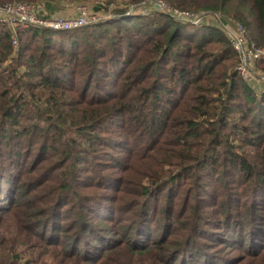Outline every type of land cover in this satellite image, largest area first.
<instances>
[{
  "label": "trees",
  "instance_id": "1",
  "mask_svg": "<svg viewBox=\"0 0 264 264\" xmlns=\"http://www.w3.org/2000/svg\"><path fill=\"white\" fill-rule=\"evenodd\" d=\"M164 1L264 45V0ZM114 14L0 21V264H264V81L218 22Z\"/></svg>",
  "mask_w": 264,
  "mask_h": 264
},
{
  "label": "built area",
  "instance_id": "2",
  "mask_svg": "<svg viewBox=\"0 0 264 264\" xmlns=\"http://www.w3.org/2000/svg\"><path fill=\"white\" fill-rule=\"evenodd\" d=\"M94 3L104 4L103 0H94ZM144 3L194 24H201L204 18L217 20L224 26L233 48L238 53L237 70L245 79H248L250 74H254L253 62L264 60V45H258L251 40L246 27L239 21L230 20L226 23L225 20L220 19L222 15L218 12L212 10L194 12L173 7L164 0H149ZM74 7V13L63 15L47 11L43 3L24 0L9 2L0 6V21L13 29V44L18 48L17 28L19 27L35 26L69 30L96 23L107 17L102 10H93L90 3H75ZM148 11L150 10H144L143 13ZM261 77L264 79V75Z\"/></svg>",
  "mask_w": 264,
  "mask_h": 264
},
{
  "label": "rangeland",
  "instance_id": "3",
  "mask_svg": "<svg viewBox=\"0 0 264 264\" xmlns=\"http://www.w3.org/2000/svg\"><path fill=\"white\" fill-rule=\"evenodd\" d=\"M24 1H31V0H24ZM48 1H52L54 3L55 2H57V3L62 2V3H65L66 5L71 4L72 2H74L76 4L85 3V2L87 3V0H48ZM105 1L107 2L106 3L107 6H105V8H103L102 11L106 14L107 17H105L103 20H108V19L113 18V16H115L114 12H115L116 8H120V7H129L130 10L134 13H143L144 10H150L144 14H150L154 10V8L151 5H147V3L145 4L144 3L145 1H142V2H136V1H132V0H105ZM155 9H158V8H155ZM158 10H160V9H158ZM219 14L222 15L220 19L225 20L226 23L229 22L230 20L238 21V19H236L232 15L223 14V13H219ZM212 21L218 22L217 20H212ZM112 31H114L113 27H111L110 32H112ZM252 66H253L254 74H250L248 80H251L253 82L252 83L253 85L255 84V86L260 87L262 85V82L264 81V79L261 77L262 75H264V66L259 65L257 61L253 62ZM115 125L116 124L113 122H108L105 124V127L107 129H109L110 127H113ZM99 155H101V157L99 156L98 160H99V162H103V166H102L103 171L109 170L108 165L112 164V160L109 159V157L103 152H101ZM103 156H104V159H103ZM110 171L114 172V170H111V169H110ZM115 172H119V171L115 170ZM136 180H137L136 176L129 175L126 179V182H127V184L131 185Z\"/></svg>",
  "mask_w": 264,
  "mask_h": 264
},
{
  "label": "crops",
  "instance_id": "4",
  "mask_svg": "<svg viewBox=\"0 0 264 264\" xmlns=\"http://www.w3.org/2000/svg\"><path fill=\"white\" fill-rule=\"evenodd\" d=\"M75 3H71V4H68L66 5L65 3H57L54 8L55 10H59L60 12H63V13H68V14H71V13H74L75 11Z\"/></svg>",
  "mask_w": 264,
  "mask_h": 264
}]
</instances>
